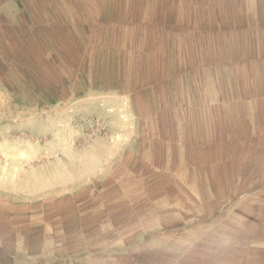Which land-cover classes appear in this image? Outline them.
<instances>
[{"label": "crops", "instance_id": "0c3cea01", "mask_svg": "<svg viewBox=\"0 0 264 264\" xmlns=\"http://www.w3.org/2000/svg\"><path fill=\"white\" fill-rule=\"evenodd\" d=\"M1 70L105 122L51 196L106 183L116 262L264 264V0H0ZM0 198V264H91L59 208Z\"/></svg>", "mask_w": 264, "mask_h": 264}, {"label": "rangeland", "instance_id": "374dc122", "mask_svg": "<svg viewBox=\"0 0 264 264\" xmlns=\"http://www.w3.org/2000/svg\"><path fill=\"white\" fill-rule=\"evenodd\" d=\"M3 72L7 71H0V80L4 78L5 81V85L0 84V174L10 177V180L0 181V188L9 190L15 197L14 205L22 204L33 218L36 213L49 221L54 219V211L59 208V218L79 224L80 230L76 235L84 234L85 241H90V247L85 246L86 254L95 255L90 259L91 264H119L113 257L116 249L110 240L113 233L100 235L99 228L105 226V220L100 225L97 219L100 202L106 207L113 205V198H99L98 195L99 188L102 185L104 188L106 183H101V186L95 183L90 189L63 197L51 196L58 187L66 184L68 159L76 158L74 154L88 141L108 135L105 122L97 117H69V110L74 109L75 103L55 101L57 95L50 88L41 87L31 79H27L31 88L20 85V80L26 81L17 77L18 73L22 74L20 71ZM31 216H28V222L32 221ZM89 216L90 222L87 220ZM174 248L177 253L179 247ZM141 253L154 257L162 255L158 246L142 247ZM139 264L166 263L140 260Z\"/></svg>", "mask_w": 264, "mask_h": 264}]
</instances>
